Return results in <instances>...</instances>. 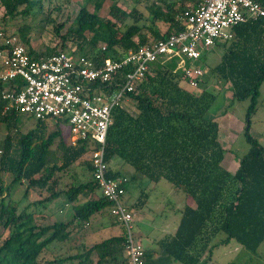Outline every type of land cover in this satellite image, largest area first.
<instances>
[{
  "label": "trees",
  "instance_id": "obj_1",
  "mask_svg": "<svg viewBox=\"0 0 264 264\" xmlns=\"http://www.w3.org/2000/svg\"><path fill=\"white\" fill-rule=\"evenodd\" d=\"M94 1L95 10L91 12L83 7L61 40L63 49L68 41H74L77 48L70 52L98 63L120 59L130 49L182 31L186 27L185 13L190 4L196 5V0H137L133 9L128 10L120 4L127 0H110L113 4L109 16L103 17L100 10L108 0ZM255 1L264 7V0ZM0 5L5 11V28L0 32L5 34L6 19L14 20L18 16L26 19L34 12L43 13V0H0ZM139 6L147 9L149 15L140 11ZM49 17L50 12L46 15ZM131 18L134 22L129 24ZM143 20H151L153 25L141 23ZM161 22L169 25L166 33L157 27ZM27 28L19 29L20 42L24 45L19 43L31 58L47 57L59 51L41 54L34 51ZM100 43L104 46L100 47ZM215 46L223 50L221 62L211 70V78L200 79L197 87L184 78L189 62L181 69H177L175 61L156 62L138 91L129 93L113 111V125L105 146L110 166L108 176L127 177L129 181L140 176L155 183L165 179L194 202V206L184 207L173 235L161 238L156 249H145L146 264H201L209 243L221 232L227 235L225 244L235 240L252 252H257L264 243V146L250 132L264 84V17L235 27L230 41ZM118 83L104 88L112 92ZM228 83L233 99L249 101L244 133L250 149L234 173L224 166L227 151L219 140L218 122L206 118L216 92ZM10 86L13 84L0 82V124L8 129L0 141V264H127L125 229L112 216V203L101 193L95 195L100 189L93 180L89 159L84 161V166L91 178L62 188L63 175L87 156L90 145L85 142L72 145L71 134L69 141L65 139L60 124L68 123L66 119H55L57 123L47 133L48 121L6 110L2 92ZM126 99L134 104L132 109L126 105ZM25 120L36 123L23 133ZM57 140L60 158L53 156L56 153L52 148ZM127 166L132 170L130 175L125 172ZM5 175L11 177L8 186H4ZM23 182H27L25 195L33 189L42 199L20 209L12 193ZM61 197L66 204H73L71 219L38 224V209L47 208ZM81 197L85 201L78 203ZM147 200L148 193L142 191L128 207L140 211ZM105 214L112 220L110 227L119 229L118 234L94 243L80 242L75 253H52V244L72 240L79 230Z\"/></svg>",
  "mask_w": 264,
  "mask_h": 264
},
{
  "label": "built area",
  "instance_id": "obj_2",
  "mask_svg": "<svg viewBox=\"0 0 264 264\" xmlns=\"http://www.w3.org/2000/svg\"><path fill=\"white\" fill-rule=\"evenodd\" d=\"M261 17L264 7L255 0H196L185 13L182 31L130 49L120 59L99 63L62 50L33 59L22 44L0 32V82L13 84L2 92L6 110L41 121L66 119L72 145H90L87 155L93 180L112 203V216L125 229L127 264H146L145 248L135 235L136 213L125 202L127 180L108 176L105 146L113 111L129 93L138 91L156 62L175 61L178 69L189 62L184 78L197 87L205 74L201 63L204 54L218 42L230 41L235 27ZM17 80H21L19 84ZM115 82L118 88L106 91L104 86Z\"/></svg>",
  "mask_w": 264,
  "mask_h": 264
},
{
  "label": "rangeland",
  "instance_id": "obj_3",
  "mask_svg": "<svg viewBox=\"0 0 264 264\" xmlns=\"http://www.w3.org/2000/svg\"><path fill=\"white\" fill-rule=\"evenodd\" d=\"M137 0L121 1L120 4L128 10L133 9L136 5ZM113 4L112 1L108 0L104 3L100 10V15L103 17L109 16L110 7ZM85 7L89 11L95 10L94 0H43V13L38 14L37 12L32 13L26 19L23 16H18L13 19H6L8 26L6 28V34L14 38L18 43L20 40L19 29L25 26L27 28V34L31 41V47L38 53H45L48 50H64L70 52L77 48L76 42L68 41L66 48L63 49L61 36H63L69 26L72 24L74 19L78 16L80 10ZM60 8V11H59ZM140 11L145 15H149L147 9L143 6H139ZM50 12L49 19L46 15ZM5 14L4 8L0 5V29L5 28L3 22V16ZM5 21V20H4ZM145 20L141 21L144 22ZM134 19L131 18L128 23L131 24ZM147 26H152L151 20L145 21ZM64 24V27H60ZM168 24L161 22L157 25L161 33L168 31ZM146 32V29L143 30ZM151 37V34L147 32ZM22 43V42H20ZM23 44V43H22ZM24 45V44H23ZM100 47L104 44L100 43ZM223 50L219 46H214L207 53L206 61L201 63L206 64V69H211L213 66V59L216 56L218 59L221 57ZM78 54V53H77ZM205 63V64H204ZM178 69V68H177ZM204 69V68H203ZM204 69L203 80L209 79L212 75L211 71ZM210 76V77H209ZM216 100L213 103L211 109L206 115L207 119L218 120L220 118L221 125V139L226 142L229 140L230 145L234 148L239 157H244L249 149L250 145L245 137V121L247 108L249 101H241L233 99L231 85L220 92H216ZM132 109V104L129 102ZM24 117V116H23ZM58 120H48V130L50 133ZM36 121L25 120L22 126V132L26 133L29 129L35 126ZM60 127L62 133L67 141L70 138V127L68 123H61ZM251 134L259 139L260 143L264 146V84L261 87V94L258 100V106L255 114L252 116ZM8 134V129L4 124H0V141H3ZM58 140L55 142L52 150L56 153L51 155L60 158L61 151L56 148ZM88 160V155L81 159L80 162L74 164L68 173L63 175L62 188H67L71 183L76 181L86 182L91 178V174L88 169L84 166V161ZM11 182L9 175L4 176V186H8ZM129 192L125 197L127 205H132L136 202L142 191L148 193V200L145 206L140 210L136 211V223H135V235L141 241L144 248L153 242V239H160L164 236V232H171L169 229L173 225L179 222L183 208L187 202V194L181 190L176 189L169 181L162 179L155 183L148 179H143L137 176L134 180L128 184ZM27 189V182H23L14 187L12 198L19 202L20 209H23L29 203L39 201L42 197L37 191L30 189L25 195ZM100 191L96 192V196L100 195ZM84 197L78 200V203H83ZM76 203V202H75ZM74 203V204H75ZM73 204H66L64 197L56 200L54 203L49 205L47 208L40 207L38 209L39 214L37 215V223L40 225H49L54 222H66L71 219L73 215ZM106 214L96 220L91 221L89 226H86L82 230L73 236L72 240L66 242H55L51 245L50 249L54 255H65L68 253L77 252L76 247L80 242L94 243L102 240L105 237H109L114 234L117 227L111 228L112 220ZM110 227V228H108ZM163 232V233H162ZM219 238L226 237V234L221 232L218 235ZM218 238V239H219ZM229 251L230 262L234 264H264V243L259 247L257 252L249 251L243 248L235 240H232L228 247L217 246L213 251L214 261L223 259L227 256ZM225 252V254H224Z\"/></svg>",
  "mask_w": 264,
  "mask_h": 264
},
{
  "label": "crops",
  "instance_id": "obj_4",
  "mask_svg": "<svg viewBox=\"0 0 264 264\" xmlns=\"http://www.w3.org/2000/svg\"><path fill=\"white\" fill-rule=\"evenodd\" d=\"M193 5H194V4H190L191 7H193ZM207 53H208V52L205 53V56H204L205 59H204V61H206ZM212 62L215 63V64H213V66H211V69H209V70L206 69V64L204 63V64H205V69H206V71H207V70H208V71H211L213 68H215V67L221 62V57H219V59H218V58L215 56ZM210 76H211V75H210ZM210 76H209V77H210ZM210 78H211V77H210ZM213 83H214V82H213ZM228 85H230V83L223 85V89H224V86H225V88H226ZM223 89H222V90H223ZM125 103H126V105H130L128 99H126ZM213 120L216 121V122H218V124H219V140H220V142H221L223 148L227 151V152H226V156H225V160H224V166H225V168L228 169L230 172H233V173H234V172H236V170L238 169L242 157H239V155H238L236 152H234V148L230 145L231 142H230L229 140H227L226 142H225V141H224V142L222 141V139H221V125H220V118H218V120H215V119H213ZM124 169H125V172H126V173L129 172V175L132 174V170H131L130 168H128V166L125 167ZM127 175H128V174H127ZM122 178H127V177H122ZM127 179H128V182H127V183L129 184V182H131V181H129V178H127ZM128 192H129V188L127 189V192H126V196H125V197H127ZM125 200H126V199H125ZM186 205L194 206V202H193L192 198L189 197V196L187 197V202H186L185 206H186ZM128 206H131V205H128ZM185 206H184V207H185ZM183 209H184V208H183ZM134 212H135V210H134ZM182 212H183V211H182ZM136 213H137V212H136ZM181 215H182V214H181ZM180 219H181V216H180ZM180 219H179V222H180ZM179 222H178L177 224L173 225V227H172L171 229H169V231H171V232H164V236H167V235H173V234L175 233V231H176L178 225H179ZM118 233H119V229H115L114 234H118ZM162 233H163V232H162ZM218 235H219V234H218ZM218 235H217L215 238H213L212 241L209 243L208 250H207L206 254H205L204 257H203V259H202V261H201V264H203V261H207V264H234V263H231V262H230L229 251H228V253H227V256H224L223 259H221V260H217V261H214V259H213V251H214V249H215L217 246H219V245L228 247V246L230 245L231 241H232V240H231V241H229L227 244H225V243H224V240L226 239L227 235H226V237H221V238H219ZM164 236H163V237H164ZM163 237H162V238H163ZM218 238H219V239H218ZM138 239H139V238H138ZM160 239H161V238H160ZM160 239H158V240L153 239V242L148 246V248H145V249H146V250H154V249H156L157 242H158ZM224 254H225V252H224Z\"/></svg>",
  "mask_w": 264,
  "mask_h": 264
}]
</instances>
